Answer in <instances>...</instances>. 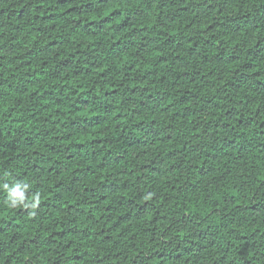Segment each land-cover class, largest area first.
<instances>
[{
  "label": "trees",
  "instance_id": "obj_1",
  "mask_svg": "<svg viewBox=\"0 0 264 264\" xmlns=\"http://www.w3.org/2000/svg\"><path fill=\"white\" fill-rule=\"evenodd\" d=\"M0 264H264V0H0Z\"/></svg>",
  "mask_w": 264,
  "mask_h": 264
},
{
  "label": "clouds",
  "instance_id": "obj_2",
  "mask_svg": "<svg viewBox=\"0 0 264 264\" xmlns=\"http://www.w3.org/2000/svg\"><path fill=\"white\" fill-rule=\"evenodd\" d=\"M3 189L8 193L9 207L15 208L22 206L25 208L31 207L35 209L40 202V194L36 193L30 198L26 199L25 193L30 188L28 183H15L9 186L5 183L2 185ZM35 213L33 212V215Z\"/></svg>",
  "mask_w": 264,
  "mask_h": 264
}]
</instances>
